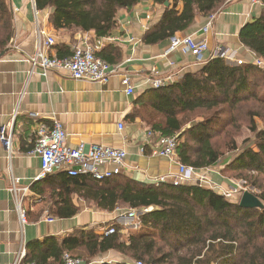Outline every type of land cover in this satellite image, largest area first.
<instances>
[{
    "label": "trees",
    "instance_id": "obj_1",
    "mask_svg": "<svg viewBox=\"0 0 264 264\" xmlns=\"http://www.w3.org/2000/svg\"><path fill=\"white\" fill-rule=\"evenodd\" d=\"M140 1L35 0V6L39 11L51 9L49 22L56 30L93 31L106 37L118 25V11H129ZM152 1L164 10L144 32L145 44L188 30L198 16L210 15L225 0ZM167 1L169 5L164 6ZM13 30L10 3L0 0V52L8 47ZM238 38L244 47L264 58V9L240 28ZM98 55L105 59L104 49ZM246 102L264 105V69L249 62L227 64L220 57L171 84L147 88L134 100L135 105L149 109L144 114L148 129L176 137L178 161L199 169L219 161L222 154L213 140L226 134L234 122L231 113ZM245 114L251 120L254 140L224 168L262 188L257 177H264V128H257L252 120L263 115L258 110ZM30 188L42 189L39 192L48 199L50 212L58 217H72L80 211L72 201L76 197L99 211L120 207L140 210L141 229L125 230L115 220L105 222L104 226L115 227L107 236L88 226L73 228L61 238L51 235L27 242L24 262L63 264L64 253L91 260L114 251L146 264H264V208H242L237 201L226 200L198 184L143 183L124 174L96 180L55 171L34 181ZM256 196L264 201V190Z\"/></svg>",
    "mask_w": 264,
    "mask_h": 264
},
{
    "label": "crops",
    "instance_id": "obj_2",
    "mask_svg": "<svg viewBox=\"0 0 264 264\" xmlns=\"http://www.w3.org/2000/svg\"><path fill=\"white\" fill-rule=\"evenodd\" d=\"M8 1L13 13L14 32L9 50L0 58V130L7 124L12 125V140L9 155L0 141V264H14L17 252L27 242L51 235L61 238L73 228L82 226L94 228L97 232L101 223L124 220V213L120 211L126 209L122 207L112 212L83 207L68 218L50 212L48 199L39 192L42 189L30 188L37 181L34 177L38 172L37 160L30 154L36 121H60L67 134L66 143L70 146L84 142L123 148L127 157L122 174L148 183L158 176L176 172L177 165L166 157L152 154V148L143 135L148 129L144 114L149 109L144 105H135L134 100L147 88L153 87L151 78L171 76L179 79L184 73L196 71L202 66L179 49L167 52L169 39L156 44L143 42L144 32L159 20L164 9L152 0H142L129 11H118V25L106 37L97 36L93 31L72 33L64 29L56 30L49 22L51 9L38 11L40 28L54 36L52 52L56 56H69L82 40L96 46L97 55L104 49L105 59L98 56L113 66H119V71L107 81L76 80L64 70L51 71L47 76L39 71L28 74V60L36 44V21L31 0ZM263 9L264 5L252 6L244 0H225L211 13L214 19L206 34L203 35L200 29L209 15L198 16L192 27L176 34L204 37L209 51L221 46L251 58L255 53L240 43L238 33ZM111 57L112 60H109ZM226 63L234 65V62ZM124 73L131 78V94H127L126 85L122 82ZM15 110L17 114L13 118ZM33 112L39 113L38 119L31 116ZM119 124H122L121 128ZM142 146L145 148L143 153L140 152ZM217 163L213 167L216 168ZM11 176L18 179V187L28 188L22 204L27 214L24 224L20 223L15 198L8 189ZM213 178L226 187L233 182L216 170ZM195 183L193 178L186 182ZM72 201L75 206H80L76 197ZM46 211L54 218L52 222L45 220ZM101 256L106 258L103 261L110 262V258L117 257L118 253L108 251Z\"/></svg>",
    "mask_w": 264,
    "mask_h": 264
},
{
    "label": "built area",
    "instance_id": "obj_3",
    "mask_svg": "<svg viewBox=\"0 0 264 264\" xmlns=\"http://www.w3.org/2000/svg\"><path fill=\"white\" fill-rule=\"evenodd\" d=\"M244 1H247L252 6L264 5V0ZM31 5L36 21V44L34 53L28 60V74L39 71L41 75L47 76L51 71L64 70L68 72L71 78L76 80L105 82L113 73L119 71V66H113L99 57L96 54L97 47L86 40L77 43L69 56H56L52 52V48L55 45L54 36L40 28L37 19L39 10L36 9L35 0H31ZM213 19V14L208 16L206 24L200 29L203 35L208 32ZM176 49H179L184 54L191 55L196 64H204L212 58L220 57L225 61L234 62V64L249 62L264 69V58L257 55L247 58L238 54L236 51H230L221 46H216L212 51H209L207 41L202 36L196 38L192 34H175L169 38L167 52ZM177 80L178 78L171 76H155V78H151V84L153 88H159ZM122 82L126 85L127 94L133 93V85L129 74H123ZM16 114L17 110H15L13 118ZM31 116L38 119L39 113L33 112ZM121 127L122 124H119V128ZM11 131L12 125L10 124L3 126L0 130V141L4 144L8 155L11 152ZM34 131L35 137L32 149L30 150V154L37 160L38 172L34 180L44 178L46 174L55 171H64L70 176L84 175L90 176L96 180H101L117 174H122L125 169L127 152L123 148L96 144L88 145L84 142H80L75 146H70L66 143L67 134L63 124L56 119L50 122L36 121ZM143 135L152 148V154L166 157L174 161L177 165L176 172L169 176H158L151 180L152 183L167 182L173 185H180L186 184L188 180L193 178L196 182L195 184L216 191L226 200L237 201L241 197L245 188L235 182H232V185L228 187L218 183L213 178V172L215 171L213 166L199 169L178 161L175 150L178 142L174 135H163L150 129L145 130ZM150 139H154V142H150ZM140 152H145L143 146L140 148ZM17 183L18 179L11 176V184L8 189L15 198L20 223L24 224L27 222V218L26 209L22 204L28 192V188L18 187ZM30 207L31 206H29V208ZM116 209L118 210L120 208ZM127 210L126 213L122 214V217L126 219H138L141 213V211L137 209ZM45 220L47 222H52L54 218L49 216L46 211ZM114 232L115 227L113 225H108L99 229L96 233L107 236ZM25 255V245H22L17 252L14 264H35L34 262H24ZM125 261L128 264H146L140 260L130 259ZM62 263L86 264L84 260L73 257L68 253L63 254Z\"/></svg>",
    "mask_w": 264,
    "mask_h": 264
},
{
    "label": "rangeland",
    "instance_id": "obj_4",
    "mask_svg": "<svg viewBox=\"0 0 264 264\" xmlns=\"http://www.w3.org/2000/svg\"><path fill=\"white\" fill-rule=\"evenodd\" d=\"M238 108H239L238 110L236 109L237 111H234L233 113H231L232 114L231 117L234 118V122L232 123L233 125H231V127L228 129L226 134H220L218 135V137H215L213 140L215 147L219 149L222 154L221 158L219 159L216 165V168L215 167L213 168L216 171H219V173L222 174L224 177H228L229 179H232L233 182L238 183L239 185H242L245 188L244 191L248 190V191H251L255 195H259L262 193V189L264 190V177L263 176L257 177L258 179L257 182L261 184L262 186V188L261 187L257 188V187H254L250 182H247L243 178L235 176L234 173L228 170H225L224 168L225 163L233 159L243 148L247 146H251L254 140V134L250 130L251 120L249 119L248 115L245 114V112L250 111V110L254 112L258 110V112L263 116H255L252 121L253 123H255L257 128H264V105L263 104H259V103L257 104L254 102H246ZM253 176L255 178L256 174H253ZM239 199L237 200V202H239ZM260 200L264 204V201L262 199ZM77 204L80 205V208H83V207L91 208L89 207V205H87L84 202H77ZM127 211L128 210L126 209L120 212L126 213ZM116 222L120 224L125 230H128V231H135V230L141 229L139 220L136 218L125 219V221L121 219ZM104 225L105 223H101L99 226H101V228H104L105 227ZM101 255H98L91 260H85L82 257H78V258L84 260L86 264H101L103 260H106V258H103ZM117 259L118 261H122V260H130L131 258L127 256H123L119 253L117 257L110 258L111 261L112 260L117 261Z\"/></svg>",
    "mask_w": 264,
    "mask_h": 264
},
{
    "label": "water",
    "instance_id": "obj_5",
    "mask_svg": "<svg viewBox=\"0 0 264 264\" xmlns=\"http://www.w3.org/2000/svg\"><path fill=\"white\" fill-rule=\"evenodd\" d=\"M169 2H165L164 6H168ZM12 42V38L9 42V44ZM9 50V46L6 47L4 50L0 52V58ZM238 205L242 208H258L263 209L264 204L261 202V200L253 194L251 191L245 190L238 202Z\"/></svg>",
    "mask_w": 264,
    "mask_h": 264
},
{
    "label": "bare ground",
    "instance_id": "obj_6",
    "mask_svg": "<svg viewBox=\"0 0 264 264\" xmlns=\"http://www.w3.org/2000/svg\"><path fill=\"white\" fill-rule=\"evenodd\" d=\"M124 220H125V218H124ZM125 223V222H124Z\"/></svg>",
    "mask_w": 264,
    "mask_h": 264
}]
</instances>
